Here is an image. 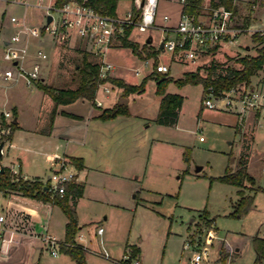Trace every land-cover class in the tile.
<instances>
[{
    "label": "rangeland",
    "instance_id": "374dc122",
    "mask_svg": "<svg viewBox=\"0 0 264 264\" xmlns=\"http://www.w3.org/2000/svg\"><path fill=\"white\" fill-rule=\"evenodd\" d=\"M168 1H158L156 19L160 16L161 22H163L164 13H161L163 7L167 10L176 7ZM237 1H241L238 2L237 14L243 23H250L253 26L264 25V0ZM208 2L209 0H203L202 4L206 5ZM130 8L131 3L128 0H119L117 6L119 17H123ZM12 15L20 20L26 19L32 24L41 22V11L36 8L0 2V68L2 69L10 67V64L3 59V40L9 38L15 31L16 25L9 20ZM161 36L160 30L155 26L145 31H139L134 27L130 33V38L140 42L139 45H143L149 38L155 43ZM252 39L249 35L241 36L237 41V44L241 43V47L238 48L239 44L233 46V49L239 52L232 56L224 53L217 57L207 55L195 64L171 62V53L168 50H161L157 57L160 62L170 67L168 73L173 79L180 77L185 71L198 67L204 69L203 71L200 69L202 74L206 73L207 68L212 67L213 74L216 75L223 73L226 67L239 68L238 58L255 54L258 47ZM48 44L50 42L47 38L31 41V50L40 46L49 56L40 61L44 68L43 73L40 74L41 79L36 82H44L56 88L76 87L78 83L76 65L80 61V49L77 46L58 45L53 50ZM244 45L249 46L248 51L244 49ZM150 46L155 47L153 44ZM106 59L114 66L111 73L122 77L128 84H139L153 69L151 60L145 64L129 48L122 46L110 49ZM33 60L30 59L26 66L28 67ZM137 68L139 73L135 72ZM255 79L252 77V81L255 82ZM13 83L12 80L4 82L0 78L1 88L5 89L4 85L10 87L6 93L1 92L0 88V96L4 94L11 100L16 99V92L21 91L22 83L24 89L34 94V87L27 86L23 78ZM109 85L111 86L109 93L103 90L97 93L102 105H109L112 102L116 104L119 97H123L126 98L127 109L132 112L147 118H153L156 114L160 96L155 92L154 79L145 82L141 93L133 92L127 95L122 89ZM165 89L167 92L184 97L178 121L172 126H159L148 119L149 127L144 131L157 138L166 139L171 144L164 147L157 145L152 149L151 158L154 161L155 157L159 170L154 173L150 170L152 166L147 167L149 174L145 183L140 185L142 189L138 187V192L134 190L130 194L126 193V198H129L132 206L117 209L104 205L100 213V206L95 205L84 213L86 215L82 218L103 220L102 226L105 232L102 238L105 251L102 249V253L107 256L88 253L89 259L86 264H126L123 255L130 256L132 248H136L139 254L127 259V264H130L132 259H139V255L141 264H191L193 252H199L203 247H207L208 253L199 264H264V260L260 263L255 262L252 245L253 236L264 233V162L260 157L264 153V126L258 127L255 131L248 168L256 185L262 190L256 193L252 208L242 214L234 215L236 188L216 179L224 173L227 164L234 162L239 151V133L234 127L222 122V119L230 117L231 114L207 108L201 109L200 84L177 86L170 81ZM20 108V114L25 121L31 122L34 109L24 102L20 104ZM2 118L3 116L0 115V124L6 121L1 120ZM239 128L244 129V123L239 124ZM2 136L0 135V142L7 143L8 140H1ZM6 147L7 145H4L3 149ZM141 156L144 168L148 158V146L144 147ZM3 160L7 161V158L4 157ZM170 165L171 167L180 165V169L175 173L168 171L167 175H162L160 171ZM16 176L17 173L12 172V178L15 179ZM136 180H126L125 185ZM27 181L31 182V180ZM37 183L44 184V182ZM253 186L255 187L254 184ZM133 195L136 197H132ZM203 210L209 215L206 214L204 217L201 213ZM209 232H212L215 238L207 244L205 240ZM53 235L60 239L61 235L58 233ZM186 241L189 242L190 248L183 246ZM40 242L41 255L32 264H75L64 253L58 252V256H52L48 246L41 240ZM91 244L92 248L98 246L96 239ZM236 246L239 247L238 256H235L234 252Z\"/></svg>",
    "mask_w": 264,
    "mask_h": 264
},
{
    "label": "crops",
    "instance_id": "0c3cea01",
    "mask_svg": "<svg viewBox=\"0 0 264 264\" xmlns=\"http://www.w3.org/2000/svg\"><path fill=\"white\" fill-rule=\"evenodd\" d=\"M118 1L119 0H117L115 10L117 16H119L117 12ZM168 2L170 4H175L176 7L173 10H167L163 7L161 13L167 15L168 19L161 22L160 16L159 18L157 17V19L155 18L154 26L158 30L161 26L172 29L178 22L182 5L178 0H169ZM202 18L204 17L201 16V19ZM248 24L250 23L246 25ZM161 35L162 36L157 39L155 43H153V39L151 38L146 42L156 47L160 45L164 36L163 33H161ZM168 35L172 36L174 34L169 33ZM129 39H131L130 34ZM135 42L140 43L138 41ZM238 44L236 46H238ZM48 45L53 50L58 47V45ZM117 46H120V44L115 43L110 49ZM244 46V49L248 51L249 46ZM240 47L241 43L238 48ZM236 52L239 51L233 49V46L230 48L222 47L217 49L212 55L217 57L219 54L224 53L225 55L231 54L232 56ZM30 59L33 60L34 57H30L27 62ZM147 60H151V63L153 62L152 58ZM170 61L185 63L172 57H170ZM157 62H160L158 57ZM43 68L44 67H42V73ZM200 69L202 71L204 70L203 68ZM1 70L2 68H0V71ZM111 76L123 79L114 74ZM253 77L256 78L255 82L251 79L253 85H264V77H262V75ZM0 78L4 82L8 81L1 75ZM17 81L18 80L13 81V84ZM22 85L20 86L21 91L17 90L16 92V99L12 98L11 100L8 95L5 96L4 94L0 96V107L3 108V110L0 111V115H2V111H8L12 113L11 116L13 117V112H15L17 122V128L12 132V136L8 142L4 144L7 145L6 149H3L4 145L2 147L0 167H8L13 173H17V177H21L22 179L45 183L53 170L52 162L56 157L63 156L68 159L80 158L82 166L81 168H77V182L83 183L84 188L82 195L76 199L75 202L78 221L76 235L83 236V240L79 241V243L82 244L85 249L86 261L89 259L88 253L94 255L99 254L102 257L106 256L102 253V249L105 251L102 238L105 232L102 226L103 220L93 219L91 217L86 219L82 218V216L86 215L84 213L95 205L100 206V208L96 207L99 208L100 213H102L104 205L117 209H124L132 206V202L129 198H126V193L128 192L130 194L134 190L138 192V187H141L140 185L145 183V180L148 178L147 176L149 173L147 172V167L152 166L153 168L150 170L154 173L159 170L155 157L154 161L151 158V151L157 145L160 147L169 146L171 142L166 139L157 138L147 131H144V129L149 127L147 123L148 119L154 122L158 107L153 118L144 117L128 109V114L126 115L119 114L113 118L102 119L99 117L101 111L104 108L112 107L115 102L105 106H95L90 100L79 97L73 102L55 106L51 97L38 88L35 83L27 85L34 87V94H30ZM4 87H6V90L0 87L2 90L1 92L6 93L10 87L8 85H4ZM202 91L203 89L201 90V95ZM121 98L123 97H119V100ZM23 102L30 104V107L34 109L33 120L29 123L26 122L22 114H20V104ZM200 108H203L201 104ZM180 109L178 111V118ZM54 110V116L50 123L51 115ZM219 112H228L231 114L230 117L222 119V122L234 127L240 135L238 155L234 158V162L229 164L230 167L234 169L239 155L243 152L246 153L248 155L247 172L252 177L253 184L257 186L248 168L250 152L255 140V131L258 127L264 126V110L248 111L243 120L244 129L239 128L235 114L229 111ZM5 120L8 121L9 119L7 118ZM146 146H148V158L143 168L141 152ZM4 157L7 158V161L3 160ZM260 157H262L263 162L264 153H262ZM171 166L172 165L168 167L165 166V169H162L163 171H160V173H162V175H167L168 171L175 173L180 169V165L176 167ZM131 179L137 180L125 185V181H131ZM253 184L247 183L248 186H253ZM235 188L237 200V187L235 186ZM140 189H142V187ZM119 192L122 194H119ZM257 192H255L254 197ZM132 197L136 196L133 195ZM253 205L254 199L250 208H252ZM207 214L209 215L208 212ZM0 215L4 217V223H0V237L5 239L2 241L0 238V264H32L34 262L33 257L35 252H38L37 257L41 255L39 235L42 233H58L61 235L59 240L62 241L64 239L66 217L58 205L49 201L23 196L20 192L15 190L0 192ZM99 227L103 228L100 234L97 233V228ZM1 228H3V230H1ZM39 232L41 234H39ZM94 239L97 240L98 246L92 248L91 243ZM59 252L64 253L61 250ZM234 252L235 256H238L239 247L236 246ZM64 255L70 258L67 254L64 253ZM139 260L140 263H142L140 255Z\"/></svg>",
    "mask_w": 264,
    "mask_h": 264
},
{
    "label": "built area",
    "instance_id": "2783aa9c",
    "mask_svg": "<svg viewBox=\"0 0 264 264\" xmlns=\"http://www.w3.org/2000/svg\"><path fill=\"white\" fill-rule=\"evenodd\" d=\"M128 1L131 3V8L123 17H119L95 10L88 0H0L4 4H15L41 11V22L38 24H32L26 19L20 20L14 15L9 17L10 22L16 25L10 37L3 40V59L10 64V67L2 69L0 75L5 80L15 81L23 78L27 85L40 80L42 71L40 61L47 59L48 55L40 47L42 43L33 50L30 47L32 40L47 38L52 46H77L89 53L99 63V79H106L112 75L114 68L106 59V55L115 43H119L124 29L132 26V29L136 27L139 31H145L155 23L159 0ZM234 1L237 3V0ZM178 2L183 7L186 0H178ZM48 16L51 17L50 20ZM201 16L204 18L201 19ZM167 19L168 16L163 15V20ZM159 30L164 34L160 49L168 50L174 59L193 64L199 62L203 56L212 55L219 48H230L237 45L238 39L243 35H249L250 38L257 37L260 39L254 40L257 47L264 46V25H246L232 9L224 6L211 7L209 2L206 5L202 4L201 10L196 15L181 10L174 28L161 26ZM169 33L174 35L169 36ZM212 49L215 51L212 52ZM30 57H34V60L27 67L26 62ZM147 59L143 61L145 64ZM155 69L160 73L169 71L168 65L162 62H157ZM135 72L139 73V69L137 68ZM258 74L264 77V58L263 67L256 75ZM110 88L111 86L106 81L98 84L93 98L95 106H102V102L97 98L98 91L103 90L109 93ZM201 106L213 110L229 111L236 115L238 124H242L248 111L264 110V85H253L250 81L247 85H234L220 92H215L211 86H208L202 91ZM1 113L4 119L12 118L8 111ZM9 132L8 126L0 124L1 136ZM52 166L53 170L45 184L52 194L62 196L69 182H77V168L63 156L56 157ZM0 223H4L2 215H0ZM102 230V227L97 228V233L100 234ZM0 238L2 241L5 240L3 237ZM39 238L48 246L52 256L58 255L61 240L48 232L42 233ZM212 238L215 236L209 232L205 242L210 244ZM74 240L76 244H80L79 241L83 240V236L76 235ZM183 246L190 248L188 241ZM207 253V247H203L199 252H193L191 264H199ZM123 259L126 261L129 256L124 254ZM130 264L141 263L139 259H132Z\"/></svg>",
    "mask_w": 264,
    "mask_h": 264
},
{
    "label": "trees",
    "instance_id": "16d2710c",
    "mask_svg": "<svg viewBox=\"0 0 264 264\" xmlns=\"http://www.w3.org/2000/svg\"><path fill=\"white\" fill-rule=\"evenodd\" d=\"M80 1V0H79ZM88 3L97 11L107 14L116 15L117 0H88ZM203 0H186L182 10L197 14L202 7ZM211 7L224 6L232 9L238 13L239 5L234 0H209ZM247 24V23H244ZM132 26L126 27L123 35L119 38V44L122 47L129 48L131 52L139 59L144 60L147 58L153 59V70L143 77L139 84H128L123 79L109 76L106 79H99V63L86 51L80 49L81 57L77 63L78 83L74 88H56L44 82H36V86L44 93L48 94L54 101L55 106L58 104H67L73 102L79 97L86 98L93 103V98L96 94L98 84L101 82H108L109 84L121 88L125 95L133 92L141 93L144 89L145 82L148 79H154L156 82L155 92L160 96L158 111L154 122L160 125L172 126L176 124L178 118V111L183 102V96L166 92V85L168 82L173 81L177 86L185 84H200L203 91L211 86L215 92L228 89L231 86L238 84H249L251 78L255 76L263 67L264 46L256 48V53L253 55L243 56L237 59L240 63L239 68L226 67L223 73L213 74V68L206 69V73L202 74L200 68L193 71H185L183 74L173 79L169 73H160L156 71L157 54L161 51L160 46L152 47L148 42L139 45L137 42L129 39V34ZM253 40H260L253 36ZM214 52L215 49H212ZM93 57V58H92ZM94 105V103H93ZM55 110L52 112L50 123L52 122ZM128 114L126 104L116 103L110 108H104L99 117L102 119L113 118L117 115ZM16 113L13 112V117L9 122L2 121L4 126L10 128L7 135H3L1 140H9L12 132L17 128ZM1 120H4L3 118ZM247 154L241 153L236 160V167L232 169L229 164L226 165L224 173L217 177L221 182L231 184L237 187L238 198L235 203L233 214H242L246 212L254 199V194L262 190L259 186H248L247 183L253 184L252 177L247 172ZM76 168H81L82 164L80 158L69 159ZM187 170H185L186 172ZM84 185L80 182H69L66 185L64 195L52 194L47 190V185L44 183H37V181H27L21 177L12 178V171L8 167H2L0 170V192L7 190H15L20 192L23 196L36 198L42 201H49L58 205L66 217L64 239L60 250L67 254L75 264H86L85 249L80 244L75 243V236L78 230L77 214L75 210V202L82 193ZM248 189V191H247ZM203 216L207 214L205 210L201 212ZM252 245L255 251V262L260 263L264 260V233L263 235H255L252 238ZM139 252L136 248L130 251L129 259L138 255ZM127 264V260L125 261Z\"/></svg>",
    "mask_w": 264,
    "mask_h": 264
},
{
    "label": "water",
    "instance_id": "95a60500",
    "mask_svg": "<svg viewBox=\"0 0 264 264\" xmlns=\"http://www.w3.org/2000/svg\"><path fill=\"white\" fill-rule=\"evenodd\" d=\"M50 16H48V20H50ZM160 48H162V43H160ZM118 104L120 105V104H126V99L125 98H121L120 100H119V102H118ZM14 122H16V119H14L13 120ZM3 144H4V142L3 141H1L0 142V156H1V154H2V147H3ZM0 170L2 171V167H0ZM37 255H38V252L36 251L35 252V254H34V257H33V261H36L37 260Z\"/></svg>",
    "mask_w": 264,
    "mask_h": 264
}]
</instances>
